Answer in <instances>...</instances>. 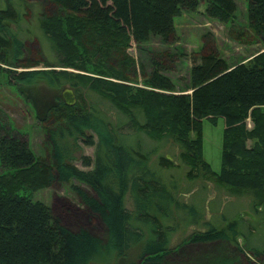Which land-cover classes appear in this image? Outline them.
Segmentation results:
<instances>
[{
  "label": "trees",
  "instance_id": "trees-1",
  "mask_svg": "<svg viewBox=\"0 0 264 264\" xmlns=\"http://www.w3.org/2000/svg\"><path fill=\"white\" fill-rule=\"evenodd\" d=\"M46 1L60 10L39 22L59 56L56 67L81 72L90 67L100 78L61 70L6 72L10 85L46 81L58 89L67 84L77 102L73 107L60 103L50 114L53 125L45 131L51 145L48 160L36 157L22 138L1 133L0 128V264H91L97 258L123 256L141 243L138 258L125 264H190L183 252L172 254L169 237L179 224H199L204 214L178 199L180 189L171 174L176 167L164 156L152 163V152L137 141L128 146L129 137L118 125L77 96L81 89L107 101L135 133L152 141L172 139L180 148L179 159L188 168L189 181H208L231 196H248L252 213L264 216V48L247 63L230 67L208 37L200 56L191 58L189 94L176 91L163 75L168 67L156 59L151 61L149 75L139 69L144 87L132 86L137 71L127 53L131 42L139 45L154 37L166 45L175 43L174 18L183 11H195L202 1L206 16L230 25L229 31L237 33L235 39L252 37L264 44V0H245L248 30L239 28L238 32L233 24L235 0ZM15 9L10 1L0 8V72L1 65L33 69L42 64L29 59L26 40L3 24H18ZM218 119L225 128L216 173L203 159L202 121L216 125ZM87 131L96 141L85 135ZM67 139H82L94 147L93 162L83 157V165L90 170L67 162ZM71 181L90 190L70 185L103 226V238L83 228L69 230L46 205L30 196L56 182ZM22 191L29 195H20ZM126 195H130L132 212L124 206ZM224 224L217 228L207 222L204 231L189 236L192 245L226 243L233 249L228 250L232 257L227 260L207 254L202 264L219 260V264H254L255 259L264 263V242L252 244L261 228L264 237V226L257 228L259 223L243 216ZM238 238L244 239L243 247Z\"/></svg>",
  "mask_w": 264,
  "mask_h": 264
},
{
  "label": "rangeland",
  "instance_id": "rangeland-1",
  "mask_svg": "<svg viewBox=\"0 0 264 264\" xmlns=\"http://www.w3.org/2000/svg\"><path fill=\"white\" fill-rule=\"evenodd\" d=\"M6 1H10L16 7L15 10L20 16L18 24L10 23L8 28L26 40L27 47L31 51V55L28 56L29 59L41 62L42 64L33 69L1 65L3 70L0 72V128L3 129L1 133L7 132L22 138L36 157L48 160L51 153V145L45 131L46 128L53 125L50 114L53 113L55 107L63 103L61 98L62 89H71V87L66 84L56 89L46 84V81L10 85L8 73L6 72L61 70L73 75L81 74L95 78L100 77L93 75L92 68L90 67H88L87 72L56 67L59 56L56 54L50 40L41 31L39 22L48 16L58 15L60 13L59 9L46 0H0V8L5 5ZM234 2L236 4L233 23L235 29L237 32L239 28L248 30L246 1L235 0ZM205 8L206 4L202 1L195 11H183L178 17L174 18L177 37L175 43L166 45L155 37L151 38L147 43L139 45L134 42L130 43L127 53L135 61L137 71L136 80L133 81L132 86L144 87L139 69L142 68L145 75H149L151 61L152 59H156L168 67L163 72V75L173 82L177 92L191 93L189 89L191 58H198L200 56L203 51L204 42L208 40V37L213 41L218 54L230 67L240 63H247L256 53L263 50L264 44L256 38L245 37L242 40L235 39L237 33L229 31L230 25H225L217 20L208 18L205 14ZM61 14L62 17L65 16V14ZM165 55L169 56L170 59H165ZM104 79L112 80L109 78ZM77 96H80L88 104L91 103L97 106L98 109L105 113L107 119L113 125H118L119 131L129 137L128 146L133 145L137 141L142 148L152 152V163H155L159 156H164L176 167L171 174L174 182L180 189L177 194L178 199L188 205H193L198 211L203 212L204 215L201 222L197 225L185 226L179 224L176 231L169 237L168 247L170 251H175L172 254L180 251L183 252L184 258H190V264H202L206 259H204L205 255L206 257L208 255H211V257L219 256L218 258L222 261L223 258L227 260L232 257L231 253H229L230 251H228L229 249L233 250L230 245L226 243L192 245L188 241L189 236L204 231V225L207 222L211 226L220 228L225 225L224 222L228 223L232 220H239L241 216L250 223H259L256 225L257 228L260 225L264 226V223L261 222V218L264 216L260 215L256 217L252 213L250 198L248 196H231L222 188L208 181L200 179L189 181L186 178L188 168L179 159L180 148L172 139L152 141L142 133H135L126 125L127 120L124 116L113 109L107 101L102 100L88 89H81ZM247 127H252L249 120L247 121ZM224 128V121L222 119H218L216 125L210 124L207 120L202 121L203 159L209 164L211 170L216 173L220 170L222 132ZM85 135L91 136L96 141V137L91 131H87ZM65 148L70 153L67 160L68 163L70 162L75 167L84 171L92 168L83 165V157L89 158L92 162L94 161L95 150L93 146H86L82 139L76 142L67 139ZM2 170L0 166V173H2ZM160 173L166 175V171ZM70 185L78 186L90 192L86 186L76 181H71L67 184L56 182L51 187L37 191L30 194V196L33 200L46 205L53 217L58 218L69 230L75 231L83 228L91 234L103 238V226L96 217L92 216L85 209L79 198L70 190ZM20 195L26 196L29 193L22 191ZM124 206L129 212L133 211L130 195H126ZM243 229H245V226ZM261 230L262 228L258 230V233L253 235L255 238L252 240V244H263L264 237ZM243 240V238L237 239L240 247H243L245 244ZM141 247L142 243L129 248L123 256L113 254L105 259L97 258L91 264H125L128 261H134L140 255ZM250 259L253 260V258ZM209 260H212V258ZM221 260L219 261L222 262ZM253 263L261 264L257 259L253 260Z\"/></svg>",
  "mask_w": 264,
  "mask_h": 264
},
{
  "label": "water",
  "instance_id": "water-1",
  "mask_svg": "<svg viewBox=\"0 0 264 264\" xmlns=\"http://www.w3.org/2000/svg\"><path fill=\"white\" fill-rule=\"evenodd\" d=\"M3 24L7 27H9L10 25L8 21H3ZM61 98H62L63 104L67 107H73L76 104L75 93L70 88L62 89Z\"/></svg>",
  "mask_w": 264,
  "mask_h": 264
},
{
  "label": "crops",
  "instance_id": "crops-1",
  "mask_svg": "<svg viewBox=\"0 0 264 264\" xmlns=\"http://www.w3.org/2000/svg\"><path fill=\"white\" fill-rule=\"evenodd\" d=\"M249 128V127H248Z\"/></svg>",
  "mask_w": 264,
  "mask_h": 264
}]
</instances>
